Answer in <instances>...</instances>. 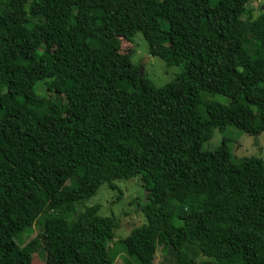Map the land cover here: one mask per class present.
<instances>
[{"label": "trees", "instance_id": "trees-1", "mask_svg": "<svg viewBox=\"0 0 264 264\" xmlns=\"http://www.w3.org/2000/svg\"><path fill=\"white\" fill-rule=\"evenodd\" d=\"M254 0H0V264H31L18 236L41 217L46 264H114L116 222L75 214L140 176L136 264H264V158L233 161L214 129L264 133V7ZM181 72L157 88L121 40ZM48 81L43 95L37 83ZM219 94L228 105L206 103ZM128 263V262H127Z\"/></svg>", "mask_w": 264, "mask_h": 264}, {"label": "rangeland", "instance_id": "rangeland-1", "mask_svg": "<svg viewBox=\"0 0 264 264\" xmlns=\"http://www.w3.org/2000/svg\"><path fill=\"white\" fill-rule=\"evenodd\" d=\"M264 7V0L251 1L248 7L249 15L256 18L259 8ZM119 50L122 54H130L133 64L139 66L142 76L149 80L155 87L160 88L171 82L175 76L181 72L178 66H167L158 57L148 55L147 43L141 33H137L132 40H121ZM48 81L37 83L35 90L43 95L46 91ZM201 106L206 103H218L228 105L229 99L219 94H200ZM226 140L231 159L233 161L245 157L264 158V133L253 137L245 134L235 127H227L223 131L214 129L211 138L202 144V151L218 150L222 141ZM115 189L111 190L107 185H102L97 193L86 201L78 203L75 214L71 219L76 218V214L87 207L99 206L98 215L101 217H111L116 222V229L113 232V239L109 243L110 255L114 257V264H136L128 258L120 245V240L127 237L130 231L145 224V218L140 211L141 206L148 203L147 193L141 186L140 176L127 180L113 179ZM41 217L31 228L24 230L17 239L21 247L27 245L34 239L39 240L40 246L32 255L31 264H46L50 259V249L42 235ZM163 255L160 249L157 250L154 264H163ZM128 262V263H127Z\"/></svg>", "mask_w": 264, "mask_h": 264}, {"label": "water", "instance_id": "water-1", "mask_svg": "<svg viewBox=\"0 0 264 264\" xmlns=\"http://www.w3.org/2000/svg\"><path fill=\"white\" fill-rule=\"evenodd\" d=\"M141 70H142V69L139 70V75H140V76L142 75V74H141Z\"/></svg>", "mask_w": 264, "mask_h": 264}]
</instances>
